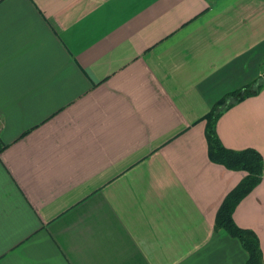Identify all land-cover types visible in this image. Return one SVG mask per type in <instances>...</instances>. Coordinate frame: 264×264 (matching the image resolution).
I'll use <instances>...</instances> for the list:
<instances>
[{"label":"crops","instance_id":"1","mask_svg":"<svg viewBox=\"0 0 264 264\" xmlns=\"http://www.w3.org/2000/svg\"><path fill=\"white\" fill-rule=\"evenodd\" d=\"M263 76L264 0H0V264H246L201 117ZM216 131L264 164V86Z\"/></svg>","mask_w":264,"mask_h":264},{"label":"trees","instance_id":"2","mask_svg":"<svg viewBox=\"0 0 264 264\" xmlns=\"http://www.w3.org/2000/svg\"><path fill=\"white\" fill-rule=\"evenodd\" d=\"M263 86L264 76L231 90L216 100L211 109L201 117L205 120L204 134L209 159L230 170L245 172L244 177L221 201L216 211L214 229L239 239L247 253L246 264H264L259 239L253 230L239 227L232 214L237 203L260 182L264 171L263 159L254 148L225 147L218 137L216 124L225 110L248 96L258 94Z\"/></svg>","mask_w":264,"mask_h":264}]
</instances>
